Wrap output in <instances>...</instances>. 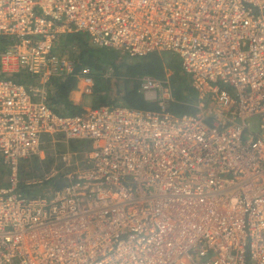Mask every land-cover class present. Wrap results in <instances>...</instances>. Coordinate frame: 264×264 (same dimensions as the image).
Instances as JSON below:
<instances>
[{"label": "built area", "instance_id": "2783aa9c", "mask_svg": "<svg viewBox=\"0 0 264 264\" xmlns=\"http://www.w3.org/2000/svg\"><path fill=\"white\" fill-rule=\"evenodd\" d=\"M71 32L130 58L178 54L197 110L174 113L169 79L146 75L156 108L57 112ZM0 36V264H264V0H0ZM48 141L56 164L23 192L21 163Z\"/></svg>", "mask_w": 264, "mask_h": 264}, {"label": "trees", "instance_id": "16d2710c", "mask_svg": "<svg viewBox=\"0 0 264 264\" xmlns=\"http://www.w3.org/2000/svg\"><path fill=\"white\" fill-rule=\"evenodd\" d=\"M61 38L64 39L65 46L75 44L78 55L75 58L76 67L72 75L54 78L51 81L49 103L57 112L76 114L84 111L82 104H76L71 99V93L77 89L81 71L85 66L91 68L89 76L93 80L91 93L93 107L120 104L135 108H156V105L146 101L139 91L141 78L152 75L161 79H169L172 84L174 100L170 109L174 113H193L197 110L198 92L193 88L189 79L184 80L181 77L180 72L184 70L180 61L171 53L152 52L147 56L129 61L127 55L117 50L97 48L98 46L87 39L85 33H66ZM0 42H8V40L0 36ZM108 67L113 68L111 75H106ZM168 71L171 73L168 74ZM9 77L26 84L36 82L33 76L17 70L11 71ZM56 178L50 181L48 187L55 188L64 183L62 177ZM20 187L26 193L37 189L35 186L30 187L26 184Z\"/></svg>", "mask_w": 264, "mask_h": 264}, {"label": "rangeland", "instance_id": "374dc122", "mask_svg": "<svg viewBox=\"0 0 264 264\" xmlns=\"http://www.w3.org/2000/svg\"><path fill=\"white\" fill-rule=\"evenodd\" d=\"M65 34H62L61 37ZM61 37H59L57 42H56V51L63 54V55H68V56H71L73 58H76L78 55V49L75 46V44H70V45L65 46L64 45V39ZM87 39H89V41L91 42L89 35H87ZM6 45H7V42H0V55L3 53V50L5 49ZM97 48L107 49V48H103V47H99V46ZM172 55L176 56V58L180 61L178 54H172ZM127 59L129 61L134 60V58H129V57H127ZM2 61H3L2 56H0V72L1 73H3L5 71L4 70L5 65L2 63ZM108 68L106 70H108ZM170 73L171 72L168 71V74H170ZM180 73H181V77L184 80L189 79L191 81V78L188 74H186L185 72H180ZM106 75H110L109 70L106 73ZM169 78H171V76ZM92 86H93V84H89L88 81L81 80V86H79V89H80L79 91L80 92L82 91L81 93H84L83 95H84V104L85 105H93V95L91 94L92 93ZM77 143L83 145L87 149L90 146V142L86 141V140L71 141L70 145L73 146ZM61 148H62L61 143H59V142L54 143L52 141L51 142L48 141L44 145L43 153H41L37 156H34L32 158L23 160L21 163L20 174H19V177H20L22 182L19 186L24 185L27 180L32 179L33 177H38V176L43 175L52 166H54L56 164V161H57V154L56 153L58 151H60ZM56 179L57 178H55L54 180H56ZM8 181H9V171H8L7 167L4 165V163H2L0 160V185L6 186L8 184ZM49 183H50V181L47 180L46 181L47 190H50V189L52 190L53 187H48ZM20 189H21V187H20Z\"/></svg>", "mask_w": 264, "mask_h": 264}, {"label": "crops", "instance_id": "0c3cea01", "mask_svg": "<svg viewBox=\"0 0 264 264\" xmlns=\"http://www.w3.org/2000/svg\"><path fill=\"white\" fill-rule=\"evenodd\" d=\"M79 86H81V79H79V83H78V89H75L74 91H72L71 93V99L76 103V104H82V106L85 108L87 107H91L92 105H85L84 104V93H81L79 90ZM75 148H80V147H84L83 145L81 144H75L73 145Z\"/></svg>", "mask_w": 264, "mask_h": 264}]
</instances>
